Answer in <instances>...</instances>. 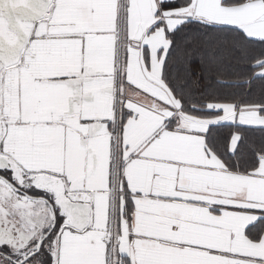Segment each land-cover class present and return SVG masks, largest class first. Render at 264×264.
I'll use <instances>...</instances> for the list:
<instances>
[{"label": "crops", "instance_id": "crops-1", "mask_svg": "<svg viewBox=\"0 0 264 264\" xmlns=\"http://www.w3.org/2000/svg\"><path fill=\"white\" fill-rule=\"evenodd\" d=\"M192 19L264 41V0H54L49 18L26 28L23 63H1L0 91L21 132L6 152L19 157L22 144L31 161L57 134L56 168L90 200L80 264H264V155L250 172L232 169L208 143L210 119L170 125L167 33ZM17 35L0 40L1 56ZM127 81L136 96L126 98ZM262 110L225 108L212 122L264 129ZM35 210L32 224L46 215Z\"/></svg>", "mask_w": 264, "mask_h": 264}, {"label": "trees", "instance_id": "trees-1", "mask_svg": "<svg viewBox=\"0 0 264 264\" xmlns=\"http://www.w3.org/2000/svg\"><path fill=\"white\" fill-rule=\"evenodd\" d=\"M248 0H227L238 5ZM171 42L162 80L180 103L182 114L203 117L208 122V143L232 169L250 172L264 155V129L240 128L212 122L225 108L257 106L264 112V41L253 40L238 29L187 20L168 31ZM192 118V117H190ZM178 119H171L176 126ZM239 130L242 139L231 155L229 144Z\"/></svg>", "mask_w": 264, "mask_h": 264}, {"label": "flooded vegetation", "instance_id": "flooded-vegetation-1", "mask_svg": "<svg viewBox=\"0 0 264 264\" xmlns=\"http://www.w3.org/2000/svg\"><path fill=\"white\" fill-rule=\"evenodd\" d=\"M0 4V15L3 14L0 16V33L7 37L0 40L11 42L13 30L17 33V28L11 22L12 18L8 17V10L21 2L1 0ZM10 13L14 14L12 10ZM11 59L9 53L5 60L11 63ZM20 62L23 63V55L16 64H8V68ZM6 71L4 77L13 73L12 69ZM0 96V114L4 121L0 132V157L8 160V163L0 161V264H80L81 254L87 253L90 246L86 242L90 227L78 233L59 205L57 181L64 180L66 187V179L56 168L60 163L59 151L58 156L52 151V147L58 145V135L44 139L40 146L42 153H33L31 161L25 156L28 151L22 144L15 147L20 153L19 157L10 155L6 149L13 141L16 142L15 138L21 132L13 124L16 114L12 115L10 107L6 105L12 99L11 95L0 92ZM24 132L27 134L28 130ZM66 191L74 195L70 189L66 188ZM41 208L45 209L46 215H41L43 219L32 224L30 213Z\"/></svg>", "mask_w": 264, "mask_h": 264}, {"label": "water", "instance_id": "water-1", "mask_svg": "<svg viewBox=\"0 0 264 264\" xmlns=\"http://www.w3.org/2000/svg\"><path fill=\"white\" fill-rule=\"evenodd\" d=\"M19 1L21 2V4L15 5L13 8H10L8 10V17L12 18L11 22L16 26L18 34L16 39L13 41V44H11V63H9L8 61H4L7 54L3 53L4 56L0 55L2 64H15L17 62L20 54L24 51L26 43L29 40V32H25L24 25L27 24V27L33 28L41 21L48 19L54 0H41L40 5L36 4L34 0H27L26 3H24L22 0ZM10 10H12L14 14H11ZM0 16L2 17L3 14H1ZM1 37L6 39L4 35H1ZM0 161L8 163V160L2 159L1 157ZM57 185L59 186L56 187V190H58L59 205L62 206L64 215L70 217L71 222L75 224V226L79 230L88 227V225L91 224L89 198H77L74 195L69 194L65 190V186L63 183L59 182L58 184L57 181Z\"/></svg>", "mask_w": 264, "mask_h": 264}, {"label": "rangeland", "instance_id": "rangeland-1", "mask_svg": "<svg viewBox=\"0 0 264 264\" xmlns=\"http://www.w3.org/2000/svg\"><path fill=\"white\" fill-rule=\"evenodd\" d=\"M230 5V4H229ZM232 5V4H231ZM23 65H21V66H19V67H22ZM128 83V81L126 82V85H125V87H123L122 89V91H124V93L126 94V98H127V96L129 95V96H136L137 95V92L134 94L133 93V91L132 90H130V89H132L133 87L131 86V85H128L127 84ZM159 94L161 95L162 93L161 92H159ZM174 102V103H173ZM168 103L170 104V106H171V104H172V106H171V108H174V109H176V111H177V113H175V117L173 118V119H178V121L180 122L183 118H190V117H192V118H190V119H195V120H201V119H203V117H198V116H192V115H188V114H182L181 112H180V109H181V106H180V104L177 102V101H173L172 99L171 100H169L168 101ZM176 103H178L179 104V109H177L176 108ZM182 122V121H181Z\"/></svg>", "mask_w": 264, "mask_h": 264}]
</instances>
